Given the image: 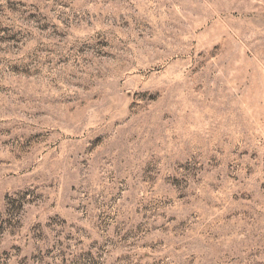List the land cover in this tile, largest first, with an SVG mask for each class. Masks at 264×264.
<instances>
[{"label":"rangeland","instance_id":"374dc122","mask_svg":"<svg viewBox=\"0 0 264 264\" xmlns=\"http://www.w3.org/2000/svg\"><path fill=\"white\" fill-rule=\"evenodd\" d=\"M0 264H264V0H0Z\"/></svg>","mask_w":264,"mask_h":264}]
</instances>
